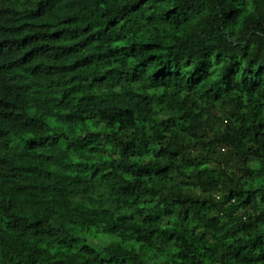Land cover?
<instances>
[{
  "label": "trees",
  "instance_id": "obj_1",
  "mask_svg": "<svg viewBox=\"0 0 264 264\" xmlns=\"http://www.w3.org/2000/svg\"><path fill=\"white\" fill-rule=\"evenodd\" d=\"M0 264H264V0H0Z\"/></svg>",
  "mask_w": 264,
  "mask_h": 264
}]
</instances>
